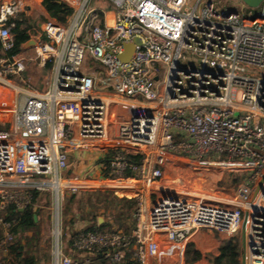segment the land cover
<instances>
[{
	"label": "built area",
	"instance_id": "1",
	"mask_svg": "<svg viewBox=\"0 0 264 264\" xmlns=\"http://www.w3.org/2000/svg\"><path fill=\"white\" fill-rule=\"evenodd\" d=\"M55 1L71 14L30 31L36 56L0 58V81L30 62L50 65L44 91L19 104L0 99V249L13 240L8 208L25 210L51 190L53 264H128L129 253L139 264H186L197 230L225 240L244 230L245 264H264V2ZM27 2L0 0L4 54ZM129 43L134 53L122 62ZM80 150L111 160L88 178H68V155ZM169 158L219 164L243 180L229 199L161 190ZM150 186L161 192L153 202ZM105 187L131 189L136 229L80 231L64 244V192Z\"/></svg>",
	"mask_w": 264,
	"mask_h": 264
},
{
	"label": "rangeland",
	"instance_id": "2",
	"mask_svg": "<svg viewBox=\"0 0 264 264\" xmlns=\"http://www.w3.org/2000/svg\"><path fill=\"white\" fill-rule=\"evenodd\" d=\"M217 1L225 6L232 5L233 8L237 9H240L244 5L241 0ZM92 5L95 4L92 3ZM45 15L46 14H44L43 12L39 14V16L35 20L36 23H44L46 20ZM19 19H24V16L22 15ZM28 48L32 49V47ZM32 51L33 52L29 53L26 51L24 53L25 56L33 57L35 51L33 49ZM28 66H26V70L28 69ZM85 67L87 68L85 69L86 71H92L88 68V64H86ZM46 71L47 79L45 78V83L48 84L50 70L48 69ZM27 72L29 71L27 70ZM45 75L46 72L43 73V77ZM44 85L45 87H47L46 84ZM82 156V158L80 157L81 159L76 157L70 159L69 167L65 173L66 177L70 178L71 176V178L80 179L88 178L90 175H92V170L94 169V167L93 169L82 167L80 170H76V168L78 167L76 164V160H81L82 163L84 162L85 158H89V156L87 155ZM97 156L98 155L93 156V161L96 162ZM72 168H75V170L72 173H69L68 171ZM164 169L165 174L161 181V190H196L213 199L232 198L237 191L238 185L243 180L242 174L231 172L226 168H223L219 164L196 163L187 161L183 158H169L165 164ZM136 188L141 189L139 186H136ZM156 189L157 186H150L148 189V192L150 194V202H153L154 198L156 197L154 195L156 191L157 194L161 193L159 192L160 189L159 191ZM43 193L44 194L41 196L40 201L37 203V206L41 208L39 216V219L41 221L39 233L38 235H36V232L34 230L29 231L25 234L24 237H30L32 239V246L33 244L36 246H33L31 248L29 246H26V249H32L31 251H35V253L37 252V255L40 259L38 264H53L54 200L51 190ZM124 193L126 194V192L120 189L110 187L94 188L87 191L82 190L76 194L65 191L63 200L60 204V227L62 229V240L64 244L72 238V233L86 231L89 228L96 227L97 225H101L104 222H108L111 225L107 227V229L112 228L117 231H123L122 229L119 230V224L116 221V218H118V215L120 214V207L117 202H119V199H123L126 197ZM127 194L131 196L132 192H128ZM106 199H109V201L111 200V204L110 202H107ZM132 199L135 198L132 197ZM203 233L205 234L207 233V231H204ZM238 237H240L237 239L239 240L242 248V234H239ZM22 241L23 243H26L27 239L23 238ZM192 241L193 239H190L188 245L193 244L196 247V245ZM6 252L7 251L3 253L6 254ZM211 255L212 254H207L206 259L209 260V256ZM186 264H188L187 260Z\"/></svg>",
	"mask_w": 264,
	"mask_h": 264
},
{
	"label": "trees",
	"instance_id": "3",
	"mask_svg": "<svg viewBox=\"0 0 264 264\" xmlns=\"http://www.w3.org/2000/svg\"><path fill=\"white\" fill-rule=\"evenodd\" d=\"M43 7L50 15L51 18L55 19L61 24H65L68 20V17L71 14V10L62 4L57 3L55 0H43ZM22 22L17 21L16 27L14 29L15 34V46L9 51L7 54H4L1 49L0 44V57H12L18 55L23 50V45L29 40V36L27 35L26 30L23 28ZM50 67V65H47ZM75 158L73 156H68V167L70 159ZM81 159V158H80ZM111 160V153L106 157H100L97 160V164L108 165ZM77 161L76 170H80L82 167H85L87 164V159L85 158L84 162L81 163V160ZM75 168L69 170V173H72ZM44 193H35L34 198V206L26 208L25 210H20L19 208L9 207L8 208V217H6L9 221L16 220V224L12 229L13 240L9 243L7 247V252L4 254L2 249H0V264H38L40 261L37 252L31 251L32 249L27 250L26 246L30 248L35 246L31 244L30 237H24L25 234L29 231H35L36 235L39 233L40 228V212L41 208L37 206L40 201L41 196ZM107 202H110L109 199H106ZM119 210L120 214L116 221L119 224V230H123L122 232L126 235H130L133 230L136 228V220H135V210H136V201L135 199L123 198L119 199ZM111 226L108 222H104L101 225H97L96 227H91L88 230H97V231H114L112 228H108ZM87 231V230H86ZM78 232L72 233V237H75ZM2 237V229L0 228V239ZM23 238L27 239L26 243H23ZM36 247V246H35ZM241 245L237 238L224 240L219 248L218 255L209 256V264H241ZM202 259V254L199 251L195 250V246L193 244H189L186 250V260L188 263H196ZM128 264H139L137 261L132 259V254L129 253L127 256ZM102 264H109L108 262L102 261Z\"/></svg>",
	"mask_w": 264,
	"mask_h": 264
},
{
	"label": "crops",
	"instance_id": "4",
	"mask_svg": "<svg viewBox=\"0 0 264 264\" xmlns=\"http://www.w3.org/2000/svg\"><path fill=\"white\" fill-rule=\"evenodd\" d=\"M27 4L28 6L23 12L24 19H20L19 22L24 23L23 28L26 30L27 35L30 37V31L33 32V34L34 33L40 34L42 32L41 28H42L43 23H38V22L36 23L35 21L36 18L39 16V14H41L42 12L46 14L45 19L51 18V17L47 13L45 8L43 7V0H28ZM24 45H23L22 52L19 53L18 55L27 57L25 56L24 53L26 51L28 53L33 52L32 51L33 48L29 49L28 47H25ZM18 55H15V56H18ZM35 56L36 55L34 54L33 57H27V58H34ZM0 58H3V57H0ZM27 66H28L27 70L29 72L25 70L20 76L9 77L6 79V81H0V99H6L11 102L19 104L23 102L25 97H27L28 95L40 93L47 88L45 87L44 84L47 85V83H45L46 81L45 78L47 79L46 70H48L50 67H48L47 65L42 66L41 64H39L38 61L30 62L27 64ZM44 72H46V75L43 77ZM0 129H6V126L1 125ZM69 155L76 157V158H80V157L82 158L83 157L82 155L89 156L90 159L89 158L87 159L88 165L86 164L87 166L85 165V167H88L90 169H93L94 167V169L92 170L93 172L91 171L92 175L97 172V169L99 167L97 164V160L100 158V156L96 154L95 152L80 150V151H72L69 153ZM95 155H98L96 162L93 161V156ZM138 185H140L139 187L141 188L143 187L142 184L138 183L136 186ZM122 190L126 192L125 195H127L128 196L127 198H129V195L127 193L131 192V189L127 188V189H122ZM136 209H137V204H136ZM135 220H136V227H137L136 210H135ZM203 232H204L203 230H197L193 233L192 238H191L193 239L192 242L196 245L195 250L201 252L202 259L196 263H188V264H209L208 260L206 259L207 254H212L215 256L219 254V248L223 242L224 237L222 235H219L218 233L207 231V233L209 234L207 233L204 234ZM215 236L217 237V239ZM67 244H69V241H67L66 245Z\"/></svg>",
	"mask_w": 264,
	"mask_h": 264
},
{
	"label": "water",
	"instance_id": "5",
	"mask_svg": "<svg viewBox=\"0 0 264 264\" xmlns=\"http://www.w3.org/2000/svg\"><path fill=\"white\" fill-rule=\"evenodd\" d=\"M243 4L249 8L256 9L258 8L264 0H241ZM135 43H138V39L134 40ZM25 47H32L34 46V41L29 40L27 43L24 45ZM124 53L120 55V59L122 62H129L135 49V44L129 43L124 45ZM140 186V185H138ZM102 220V219H101ZM242 247H245V231H242ZM241 264H245V258L242 255L241 258Z\"/></svg>",
	"mask_w": 264,
	"mask_h": 264
},
{
	"label": "bare ground",
	"instance_id": "6",
	"mask_svg": "<svg viewBox=\"0 0 264 264\" xmlns=\"http://www.w3.org/2000/svg\"><path fill=\"white\" fill-rule=\"evenodd\" d=\"M141 188V187H140Z\"/></svg>",
	"mask_w": 264,
	"mask_h": 264
}]
</instances>
